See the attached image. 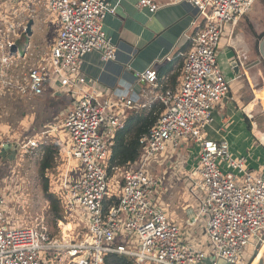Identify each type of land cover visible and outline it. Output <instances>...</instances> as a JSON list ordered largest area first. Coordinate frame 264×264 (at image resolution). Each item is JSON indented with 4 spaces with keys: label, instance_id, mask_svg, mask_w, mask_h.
<instances>
[{
    "label": "built area",
    "instance_id": "built-area-1",
    "mask_svg": "<svg viewBox=\"0 0 264 264\" xmlns=\"http://www.w3.org/2000/svg\"><path fill=\"white\" fill-rule=\"evenodd\" d=\"M42 1L59 20V30L49 53L37 65L18 72L30 47L28 43L21 53L16 43L26 34V23L9 21L8 15L17 11L2 7L3 2L18 0H0V95H41L52 77L78 95L60 124L44 128L40 138L16 145L25 151L36 150L40 158L43 145L55 139L50 135L59 128L65 130L67 157L76 159L81 173L74 177L73 169L61 172L60 189L54 192L62 198L68 221L71 214L82 218L84 230L79 239L65 243L53 239L46 225L27 223L16 213L9 215L7 200L0 195V264H50L51 253L58 247L66 250L74 264H103L108 253L124 254L136 264H200L207 259L210 264H250L259 252L262 255L256 264H264V170L249 169L245 157L231 154L226 140H213L205 133L214 107L230 90L217 63L224 25L237 23L255 0L168 1H186L196 7L192 25L197 28L189 36L190 48L184 54L177 85L150 96L148 103L159 101L162 109L149 133L140 139L139 157L113 168L110 177V143L125 125V111L149 105H139L127 94L100 98L83 88L86 79L79 70L86 53L96 51L105 61L115 58V46L103 30L104 17L114 7L106 0ZM136 5L150 11L160 7L153 0H138ZM26 8L34 17L35 9L25 4L23 12ZM19 16L26 15L20 12ZM136 77L138 84L158 86L153 66ZM9 141L0 134V153ZM183 141L197 147L191 150L193 163L186 175L196 210L193 219L176 221L154 199L160 181L149 162L163 156L171 159ZM111 181L113 189H109ZM14 217L22 224H16ZM196 228H203L208 237L201 246L187 238ZM250 247L254 250L248 257L244 251Z\"/></svg>",
    "mask_w": 264,
    "mask_h": 264
},
{
    "label": "crops",
    "instance_id": "crops-1",
    "mask_svg": "<svg viewBox=\"0 0 264 264\" xmlns=\"http://www.w3.org/2000/svg\"><path fill=\"white\" fill-rule=\"evenodd\" d=\"M106 1L114 7V10L104 17L103 30L115 46V58L105 61L96 51L86 53L80 60L79 70L86 79L83 88L94 91L100 98L123 94L127 91V95H132L139 105L149 104L148 101L153 91L161 92L177 85L184 54L190 48L189 36L197 28L192 25V22L198 10L186 1L169 3V0H153L160 4L155 11H150L147 7H137L138 0ZM37 3L38 8L35 3L31 6V9H35L32 31L35 24L46 23L48 25L50 17V21L58 26L56 35L60 27L59 20L56 15L44 7L42 0H37ZM22 7L25 5L19 8L20 12L26 16H19L16 21L25 25L32 14H29L27 8L23 12ZM43 11L47 13L45 16ZM25 35L30 45L29 36ZM263 35L264 0H255L250 10L237 23L224 25L222 38L217 48V63L230 82V90L228 96L214 107L212 119L205 130L206 136L210 139L226 140L229 143L231 154L245 157L247 166L254 171L264 170V139L262 141L257 133L264 132V65L262 61L258 63L255 61L260 58L257 41ZM52 44L48 49L30 45L31 51L25 59L20 60L22 62L21 71L18 72L26 71L29 67L37 65L41 57L49 53ZM233 61L239 63L236 71L232 66ZM149 66H153L158 72V86L143 83L138 87L136 74ZM176 73L177 76L173 78L172 76ZM70 91L61 87L55 77H52L51 83L45 86L41 95L22 96L24 103L20 113L23 116L18 121V125L23 130L31 129L34 134L37 133L40 136L44 128L52 124H60L65 113L73 108L78 96ZM14 95L16 93H10L8 96L0 95V134L10 138L0 153V168L3 164L20 165L22 177L25 179L27 174L24 165L19 163L23 158L21 156L36 155V150L25 151L16 143H24L28 138L36 136L24 135V138L19 140L14 135L12 124L3 118L9 114V111L5 110L2 105L9 104L10 98ZM27 101L31 102L27 103ZM150 105L151 103L137 110L127 109L124 114L125 120L131 111L150 108ZM8 129L11 134L5 133ZM50 136L55 137L53 138L54 143L60 147V158L68 159L66 143H68L69 136L65 130L59 128ZM57 138H60L58 142H56ZM48 142L50 139L46 143ZM192 146V142L183 141L176 150L177 153L169 159H173L171 168L173 174H178L175 168H178L181 163L188 174V168L193 163L191 150L193 153L197 149ZM25 152L27 153L24 154ZM69 160L71 159H68V163ZM71 167L73 176L78 177L81 173L80 164L76 161ZM165 209L176 221L190 219L192 213L194 214V207L189 202L181 204L170 201ZM24 214H19V216L25 218ZM67 227L69 228V225ZM80 228L77 231L78 235L84 230L83 223ZM202 229L190 230L187 238L191 242H199V235L203 233ZM200 264H210V260L207 259ZM219 264H223L222 261H219Z\"/></svg>",
    "mask_w": 264,
    "mask_h": 264
},
{
    "label": "rangeland",
    "instance_id": "rangeland-1",
    "mask_svg": "<svg viewBox=\"0 0 264 264\" xmlns=\"http://www.w3.org/2000/svg\"><path fill=\"white\" fill-rule=\"evenodd\" d=\"M33 2L35 3L36 8H38L39 5L37 3V0H18L17 3L3 2L2 7L4 9H15L17 11L16 14L12 13L8 15V20L15 23L17 19L16 16H18V14L20 13L19 8L25 4H28V6H33ZM46 14L47 13L43 11V15L45 16ZM57 28V24L55 22H51L50 17L48 25L46 23H43L42 25L41 23L35 24L33 27V33L31 36H29L30 45L32 47L41 46V48L48 49L56 36L55 33ZM16 43L18 45L19 51L23 53L28 45V37H26V35L24 36L23 34V37L16 40ZM30 51L31 49L28 48L27 53H29ZM29 102L31 101H27V103ZM23 103L24 99L21 95H14L13 97H11L9 104L4 103V105H2L5 107V110L9 111V114H11H6L3 118H5L9 123L12 124L11 128H13V132L15 133L14 135L17 136L19 140L23 139L24 135L27 137L33 135L36 137H41V135L39 136L37 135V133L34 134L31 129L23 130V128L18 125V121L23 116L20 113V109L23 106ZM32 104H35V102H32ZM5 133L11 134V131H9L8 129ZM26 153L27 152H25L24 154ZM21 157V161L19 163L24 165V169L27 174L25 179H23L22 177L23 173L21 171L20 165L3 164V166L0 168V195L5 197L7 200V213H9V215L16 213V217L19 216V214L22 215L26 213L24 214L25 218H23L22 220L27 223L39 224V226H41L42 224L46 225L48 227L50 236L53 239H57L58 241L65 243L70 241L71 239H79L80 236H78L77 231L81 229L80 226L83 222L82 218L78 216L74 217L71 214V218H69V220L72 223L69 222L68 219H58L57 221L54 220V215L50 208V203L44 196V192L42 190V182L39 178V157L33 154H31L30 157ZM172 160H169L167 156H163L156 158L153 162H149L150 170H152L153 174L160 181V185L156 190L154 199L157 203L162 204L165 208H167V205L170 203V201H173L174 203L178 202L181 204H187L189 202V204L194 207L195 214L196 202L187 191L188 180L185 177L187 174L186 170L181 163L178 168H175V170L178 171V174H173L171 170L173 165ZM75 162L76 159L74 158H71V160H69V163L68 159H58L57 165L54 169H51L50 173L49 189L52 193L60 189V173L65 172L68 169H72L71 166L73 163L75 164ZM116 180L119 181V178L116 177ZM109 189H113L112 181L109 184ZM77 209L81 210L79 207H77ZM194 214L192 213L190 219L194 218ZM59 220L63 222L62 225H59ZM15 221L18 225L22 224L21 220H17L15 218ZM67 225H69V230H67ZM207 239L208 237L205 235V233H201L199 235L200 243L197 241H193L192 243L201 246L203 242L208 241ZM253 250L252 247H250L247 251H244V254H247V256L249 257V255L253 253ZM51 255L52 260L50 261V264H74L70 262L71 259L68 257L67 252L63 247H58V250L52 251ZM248 257H246V259H248ZM253 261L250 264H252Z\"/></svg>",
    "mask_w": 264,
    "mask_h": 264
},
{
    "label": "trees",
    "instance_id": "trees-1",
    "mask_svg": "<svg viewBox=\"0 0 264 264\" xmlns=\"http://www.w3.org/2000/svg\"><path fill=\"white\" fill-rule=\"evenodd\" d=\"M177 73L172 77H176ZM162 104L159 101L151 103L150 108L128 113L125 125L115 132L110 143V156L107 165V175L113 174V168L134 162L140 155L142 144L140 139L146 136L151 127L157 122ZM60 147L54 142L43 145V153L38 160V173L42 182V190L54 215V220H67L62 198L49 189L51 169L58 163ZM63 209V210H62ZM64 212V213H63ZM103 264H136L134 259L124 254L108 253Z\"/></svg>",
    "mask_w": 264,
    "mask_h": 264
},
{
    "label": "water",
    "instance_id": "water-1",
    "mask_svg": "<svg viewBox=\"0 0 264 264\" xmlns=\"http://www.w3.org/2000/svg\"><path fill=\"white\" fill-rule=\"evenodd\" d=\"M34 23V18L33 17H30L26 23V28H25V33L30 36L32 34V25ZM16 49V44H13L11 46V50L12 51H15ZM257 51L260 55V59L261 61L263 62V65H264V35L257 41ZM232 66L234 67V70L236 71L237 68L239 67V63L237 61H233L232 62ZM141 84H138V87L140 86ZM123 94H127V91H124ZM132 96V95H131ZM133 97V96H132ZM133 99H135L133 97Z\"/></svg>",
    "mask_w": 264,
    "mask_h": 264
},
{
    "label": "bare ground",
    "instance_id": "bare-ground-1",
    "mask_svg": "<svg viewBox=\"0 0 264 264\" xmlns=\"http://www.w3.org/2000/svg\"><path fill=\"white\" fill-rule=\"evenodd\" d=\"M255 61L258 63V62L261 61V59L258 58V59H256ZM257 133H258L259 137L261 138V140L263 141V139H264V132L262 131V132H257ZM263 142H264V141H263ZM261 255H262V253L259 252L258 255H257V257L255 258V260L253 261L252 264H256L257 261L260 259Z\"/></svg>",
    "mask_w": 264,
    "mask_h": 264
}]
</instances>
